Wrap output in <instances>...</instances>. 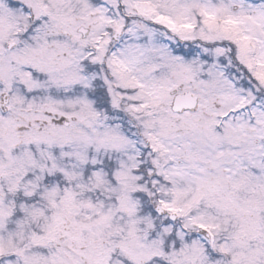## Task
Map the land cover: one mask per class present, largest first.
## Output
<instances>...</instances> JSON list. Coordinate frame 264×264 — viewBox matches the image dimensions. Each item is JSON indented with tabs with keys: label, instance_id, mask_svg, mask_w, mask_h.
<instances>
[{
	"label": "snow or ice",
	"instance_id": "obj_1",
	"mask_svg": "<svg viewBox=\"0 0 264 264\" xmlns=\"http://www.w3.org/2000/svg\"><path fill=\"white\" fill-rule=\"evenodd\" d=\"M0 264H264V0H0Z\"/></svg>",
	"mask_w": 264,
	"mask_h": 264
}]
</instances>
